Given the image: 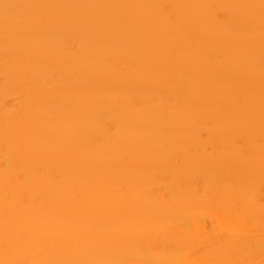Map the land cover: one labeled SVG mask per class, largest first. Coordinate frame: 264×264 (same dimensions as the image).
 I'll list each match as a JSON object with an SVG mask.
<instances>
[{"label": "bare ground", "instance_id": "1", "mask_svg": "<svg viewBox=\"0 0 264 264\" xmlns=\"http://www.w3.org/2000/svg\"><path fill=\"white\" fill-rule=\"evenodd\" d=\"M0 264H264V0H0Z\"/></svg>", "mask_w": 264, "mask_h": 264}]
</instances>
